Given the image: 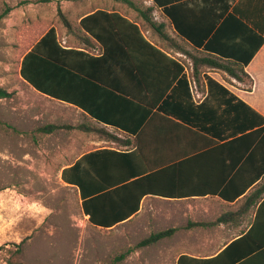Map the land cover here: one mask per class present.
Listing matches in <instances>:
<instances>
[{
    "label": "crops",
    "instance_id": "obj_1",
    "mask_svg": "<svg viewBox=\"0 0 264 264\" xmlns=\"http://www.w3.org/2000/svg\"><path fill=\"white\" fill-rule=\"evenodd\" d=\"M114 1L116 3L110 5H108V0H101L99 4H88V6L85 3L69 4L74 5L75 12L78 13L74 21L68 19L73 24V28L70 29L65 25L66 33L65 36H62L56 27L63 43L76 49L85 50L90 54V57H72L68 72L75 73L68 79L70 97L77 101L83 100L85 108L89 107L90 110H94L95 116H104L111 120L99 121L85 113L75 103L76 101H61L39 91L28 83L32 88L43 96L66 104L75 112H80L87 120L85 124L104 127L108 132L116 134L121 139H131L134 145L138 134L118 131L112 124L124 123L131 126L139 124L141 112L139 104L134 99L139 98L140 95L146 96V91H148L153 94L152 99L154 100L155 95L164 91L168 85L170 87L167 89L166 95L170 94L182 74L177 76L178 68L170 60L143 44L138 38L130 41L131 54H128L126 48L121 46L118 52L105 58L100 43L96 39L88 37L77 27L84 16L102 9L108 12H119L135 21L151 44L184 65L183 73L190 80L195 107H198L208 96L210 87L206 75H209L262 117L252 114L247 108V124H249L247 140H243L245 138H241L240 134L225 139L198 131L196 128L194 129L200 133H193L179 127L176 130L171 124H165L160 117L149 119V127L144 129L140 137L147 162L155 166H171L170 172H164L157 179L166 184L164 188L181 192L180 196L182 197L148 194L143 198L141 207L136 214L113 226L111 230L128 224L135 228H148V214L152 211L157 212L154 201L167 202L177 206L170 209L173 212H182L181 217L188 221L186 224L168 227L177 228V230L172 236L165 239L173 237L179 231L192 230H196L197 234L202 237H207L205 242L197 244L195 247H188L184 243L180 248L176 247L173 251H180L176 258V264L181 255L200 259L212 258L245 233L251 236L247 242V248L256 243L259 246L258 258H254L252 260L254 262L250 264H264V175L240 197L234 200L223 199V196L229 198L228 196L233 195L236 186L230 181L235 178L237 171L247 172V177L249 174H264V130L262 129L263 131L258 134L254 131L264 128V43L251 61L244 66L248 76L244 75L236 64L219 61L224 66L238 72L240 77H236L229 73L230 71L224 66L215 67L200 62L195 65L194 56H202L200 51L203 49H195L187 39L180 36L171 17L153 0H142L145 5L137 4L134 0H131L135 3L133 5ZM70 3L72 2L70 1ZM237 3L246 15L244 22L251 27H255L252 22L258 23L261 29L257 30L264 36V0H236L234 5ZM185 5L179 8L183 13L182 22L187 26L188 23L189 25H200L202 23L199 18L201 9ZM151 8V16L158 23L164 24V31L169 35V38L162 39L139 14L138 9L147 11ZM247 16L250 17V20L247 19ZM232 30L235 31V28ZM227 38L236 45L238 41L236 35H227ZM138 72H144L147 75L150 90L144 89ZM195 72L197 73L195 74ZM180 87V94L182 93L183 98L178 104H174L175 108L172 110L174 113L173 117H170L171 119L178 123L184 122L183 124H204L208 123L210 119H214L213 117L209 118V115H205L202 111L194 110L193 103L185 97L186 85ZM212 89L220 91L215 86ZM213 101L212 104L217 106V102ZM250 115L253 117L252 120L248 117ZM185 118L188 121H185ZM88 133L94 134L91 131L86 132V134ZM87 139L96 146L84 150L73 161L64 165L60 172L63 183L77 190L81 206L83 199L80 190L77 186L63 180V170L74 165L81 157L93 150L111 147L109 141L100 139L102 141H99V144L93 136H89ZM246 143L247 152H245ZM107 157L106 164L111 162L109 160L111 157L117 159L114 163L115 171L124 174L129 173V170L133 171V168L124 165L127 156L108 154ZM139 165L144 167L140 161ZM165 169L167 168L164 167ZM224 214L231 216L232 219L228 222L214 224ZM83 215L89 221V216L84 213Z\"/></svg>",
    "mask_w": 264,
    "mask_h": 264
},
{
    "label": "trees",
    "instance_id": "obj_2",
    "mask_svg": "<svg viewBox=\"0 0 264 264\" xmlns=\"http://www.w3.org/2000/svg\"><path fill=\"white\" fill-rule=\"evenodd\" d=\"M116 1L132 5L135 4L131 0ZM153 1L157 6L162 7L164 12L171 17L180 36L187 39L189 44L195 49H203V51L199 50L202 56H194L195 65L200 62L215 67H222L224 64L219 61H228L236 64L240 68V71L248 76L244 70V66L251 61L262 46L264 36L257 30L261 29L258 23L252 22V25L255 27H251L244 22L246 15L238 3L234 5L236 0ZM185 4L201 9L199 18L202 23L200 25H189L188 23L187 26L182 22L183 13L182 11L180 12L179 8L186 6ZM138 11L162 39L169 38V35L164 31V24L158 23L151 16L152 8L147 11L138 9ZM58 14L64 24L72 29L73 24H71L61 8H59ZM247 19L250 20V17L247 16ZM77 27L88 37L94 38L100 43L103 47V56L105 58H108L112 53L118 52L121 46L126 48L128 54H131L130 41L138 38L143 44L156 50V52L170 60L178 68L177 76L182 74L178 84L170 94L166 95L167 89L170 87L168 85L164 91L155 95L154 100L152 99L153 94L148 91H146V96L140 95L139 98L134 99L140 107L141 116L139 124L135 126L124 123L112 124L118 131H128V133L138 134L134 145L131 139H121L116 134L108 132L104 127L97 125L90 126L87 124L76 126L79 130L85 132L91 131L100 139L109 141L111 147L93 150L84 155L74 165L63 170L62 178L65 182L79 188L83 199V213L89 216V222L96 227L111 230L113 226L136 214L141 207L143 198L148 194L182 197L180 196L181 192L164 188L166 184L157 179L164 172H170L171 166H155L147 162L140 137L144 129L149 127V119L160 117L164 120L163 122L165 124H171L176 130L179 127L193 133H200L198 131H202L225 139L240 134L241 138H245L243 140H247V126L249 127V124H247V108L252 114L262 116L209 75H206L210 87L208 96L198 107H195L196 105L189 83L190 80L183 73L184 65L168 56L160 48L151 44L143 35L140 26L119 12H108L99 9L96 12L84 16ZM232 28H235V31ZM227 35H236L238 37L236 45L228 40ZM73 56L83 58L84 56L90 57V54L85 50L76 49L63 43L58 29L52 26L23 53L21 57L20 75L26 83L33 85L43 93L65 102L70 100L76 101L75 103L85 113L91 117H95L99 121L105 122L104 120H111L108 117L95 116L93 113L96 114V112L92 109L90 110L89 107L86 109L83 100L77 101L75 98L70 97L68 79L75 72H68V70L70 69V62ZM224 67L232 75L240 77L238 72H235L228 66ZM138 76L144 89L150 90L147 75L144 72H138ZM184 84L186 85L185 97L193 103L194 110L202 111L205 115H209V118L213 117L214 119H210L208 123L204 124H183L184 122L178 123L170 118L173 117L172 114L174 112L172 110L175 108L174 104H178L183 98L182 93L180 94V86ZM214 86L220 91H214L212 89ZM122 91L127 93L124 90ZM11 96V92L0 87V98H9ZM213 100L217 102V106L212 104L214 102ZM244 108L246 111H244ZM233 116L235 117L233 118ZM248 117L250 120L253 118L252 115ZM185 121H188V119L185 118ZM63 128L72 129L75 127L67 124H48L40 127L39 131L51 133ZM262 129L264 130V128H260V130L257 129L254 131L258 134L263 131ZM132 145L133 147L131 148ZM245 152H247V143L245 145ZM108 154L127 156L124 165L133 168V171L129 170V173L125 174L115 171L114 163H116L117 159L111 157L109 158L111 162L106 164L105 160H108ZM139 161L144 164V167L139 165ZM164 167L167 169L164 170ZM262 175L264 174H249L247 177V172L242 170L237 171L235 178L230 181V183L235 184L236 189L233 195L228 196L229 198L223 196V199L234 200L240 197ZM231 219V216L224 214L214 224L228 222ZM176 230L177 228H168L153 232L143 238L135 248L156 244L172 236ZM250 238V234L245 233L230 243L218 255L208 259L181 255L177 264L253 263L254 261L252 260L258 258L259 246L256 243L247 248V242ZM122 257H124V254L120 256V258Z\"/></svg>",
    "mask_w": 264,
    "mask_h": 264
},
{
    "label": "rangeland",
    "instance_id": "obj_3",
    "mask_svg": "<svg viewBox=\"0 0 264 264\" xmlns=\"http://www.w3.org/2000/svg\"><path fill=\"white\" fill-rule=\"evenodd\" d=\"M100 2L0 0V87L12 93L0 98V264H176V247H195L207 239L196 230L179 231L135 248L151 232L188 220L170 209L177 206L154 201L157 212L148 214V228L128 224L102 229L84 217L77 190L61 179L64 165L96 146L87 137L99 144L102 140L76 128L87 122L80 112L43 96L22 79L21 57L52 26L65 36L59 8L74 21L78 13L69 4ZM114 3L108 0V5ZM48 124L75 128L39 131Z\"/></svg>",
    "mask_w": 264,
    "mask_h": 264
}]
</instances>
